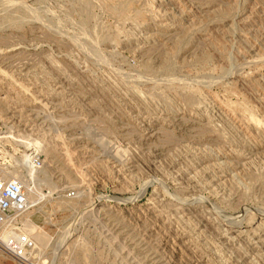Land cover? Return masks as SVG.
Listing matches in <instances>:
<instances>
[{
    "label": "rangeland",
    "instance_id": "obj_1",
    "mask_svg": "<svg viewBox=\"0 0 264 264\" xmlns=\"http://www.w3.org/2000/svg\"><path fill=\"white\" fill-rule=\"evenodd\" d=\"M0 137L26 264H264V0H0Z\"/></svg>",
    "mask_w": 264,
    "mask_h": 264
},
{
    "label": "built area",
    "instance_id": "obj_2",
    "mask_svg": "<svg viewBox=\"0 0 264 264\" xmlns=\"http://www.w3.org/2000/svg\"><path fill=\"white\" fill-rule=\"evenodd\" d=\"M35 163L33 157L29 163L32 171L38 167ZM26 194L24 182L0 165V254L17 264L40 255L36 240L24 229V214L30 205Z\"/></svg>",
    "mask_w": 264,
    "mask_h": 264
},
{
    "label": "bare ground",
    "instance_id": "obj_3",
    "mask_svg": "<svg viewBox=\"0 0 264 264\" xmlns=\"http://www.w3.org/2000/svg\"><path fill=\"white\" fill-rule=\"evenodd\" d=\"M3 139V137H0V140H2ZM33 159V154L31 153V154H28V155H26V157H24V158H22V161H23V164H25L24 166L26 167H28L27 168V170H29V171H32L31 169H30V161ZM33 172V171H32ZM19 177H21L22 179H24V176H20V175H18V176H16V178H18L19 179ZM29 182V181H28ZM26 183V182H25ZM26 187H28V186H26ZM26 195H28V193L26 194ZM29 196V195H28ZM27 196V197H28Z\"/></svg>",
    "mask_w": 264,
    "mask_h": 264
}]
</instances>
